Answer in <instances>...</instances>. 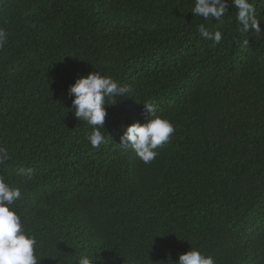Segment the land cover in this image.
<instances>
[{
    "label": "trees",
    "instance_id": "1",
    "mask_svg": "<svg viewBox=\"0 0 264 264\" xmlns=\"http://www.w3.org/2000/svg\"><path fill=\"white\" fill-rule=\"evenodd\" d=\"M192 6L0 0L11 33L0 51V144L43 244L39 264H74L81 252L97 264H176L191 245L217 264H264V33L240 34L230 5L222 23ZM200 23L223 31L222 43L201 38ZM93 71L133 88L107 106L97 148L69 95L77 74ZM146 100L176 126L148 164L118 145L122 126L145 122Z\"/></svg>",
    "mask_w": 264,
    "mask_h": 264
},
{
    "label": "clouds",
    "instance_id": "2",
    "mask_svg": "<svg viewBox=\"0 0 264 264\" xmlns=\"http://www.w3.org/2000/svg\"><path fill=\"white\" fill-rule=\"evenodd\" d=\"M260 2L264 3V0ZM229 5L234 10L240 34L264 33L261 28L264 12L258 11L257 0H193L190 12L205 22L215 19L222 23V18L229 13ZM196 31L201 38L212 41L213 47L220 45L224 39L223 31H209L206 23L198 24ZM10 35V31L0 25V51L8 45ZM244 43L247 44L248 41L245 40ZM69 95L74 96L70 110L78 120L90 126L85 140L93 148H97L107 142V106L116 105L118 97L123 99L132 96L133 88L113 76L93 71L87 75L78 73L75 83L69 87ZM143 104L145 122L136 121L122 126L121 142L118 145L131 150L148 164L159 155V147L171 142L176 126L173 121L159 114L155 101L146 100ZM11 159L9 148L0 144V264H39L44 256L43 244L27 226L24 214L19 209L18 202L23 199L21 188L14 185L4 171ZM16 175L27 182L35 178L36 172L32 167H19ZM97 261L91 253L81 252L74 264H97ZM59 264H64V258L59 260ZM130 264L134 262L130 261ZM176 264H217V261L214 256L191 245L189 251L179 255Z\"/></svg>",
    "mask_w": 264,
    "mask_h": 264
}]
</instances>
